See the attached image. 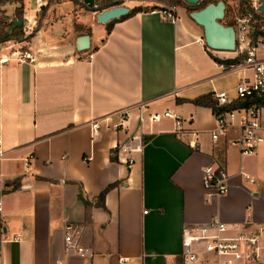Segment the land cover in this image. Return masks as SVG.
Returning <instances> with one entry per match:
<instances>
[{"label":"crops","instance_id":"obj_1","mask_svg":"<svg viewBox=\"0 0 264 264\" xmlns=\"http://www.w3.org/2000/svg\"><path fill=\"white\" fill-rule=\"evenodd\" d=\"M30 1L22 15L29 20L23 31L33 32L25 49L32 58L11 54L23 43L0 48V57H9L0 63V264H181L183 226L213 218L231 232L260 228L263 250L251 264H264V143L243 155L233 143L240 115L213 140L219 124L212 111L176 103L214 91L232 99L230 76L242 74L216 63L177 11L173 19L160 10L137 12L107 34L84 0ZM17 4L2 8L9 14ZM84 28L93 33L86 52L76 49ZM141 102L147 113L179 118L145 122L133 161L111 160L114 146L135 130ZM125 108L129 120L115 129ZM96 120L102 126L91 137ZM260 120L264 127V108ZM209 165L226 171V193L203 185ZM117 181L105 208L94 206L85 218L78 184L91 200ZM66 224L81 251L65 252Z\"/></svg>","mask_w":264,"mask_h":264},{"label":"built area","instance_id":"obj_2","mask_svg":"<svg viewBox=\"0 0 264 264\" xmlns=\"http://www.w3.org/2000/svg\"><path fill=\"white\" fill-rule=\"evenodd\" d=\"M126 0H112V4L124 5ZM250 4L254 12L258 11L260 0H250ZM126 6V5H125ZM162 12V11H161ZM163 16L173 19L171 13L162 12ZM235 20V36L236 48L235 56H241L242 59L236 64L231 65L242 75L236 83L235 97H245L252 94H264V24L261 20L253 17L251 12H241L234 17ZM256 30L260 31L253 38ZM199 42L204 44L202 39ZM211 52H219L213 51ZM224 52V51H220ZM231 53V52H230ZM11 54L17 59H31V55L27 50L16 49ZM9 61V57L2 54L0 63ZM213 98L218 105L228 103L230 98L225 91H214ZM146 104L138 103L136 109L137 126L135 130L123 141H119L114 146L116 159H121L125 163L130 164L133 161V154H139L144 143V127L145 122L153 124L161 117L179 118L170 111L163 113L152 111L146 112ZM261 107L252 105L248 108L233 110L226 113H221L216 116L218 121V129L212 134V139L216 140L219 135L224 134L228 124L233 122L235 115H240L239 127L241 136L238 140L233 141L240 149L241 154L249 155L255 152L257 147L264 143V127L261 124L260 113ZM118 116V115H117ZM119 122L113 127H125L129 120V110L127 108L119 111ZM91 137H95L100 128L101 123L90 121ZM106 127H110L108 124ZM5 158V151L1 148L0 140V161ZM227 173L224 169H216L213 165L206 166L203 169V185L206 188L213 189L218 194L227 192ZM250 182L254 179L247 177ZM2 211V199L0 192V216ZM66 234L64 237V250L81 251L83 248L78 246L76 238L73 236L72 227L69 224L65 225ZM227 226L226 223L217 218H213L205 225H184L181 231L182 264H251L257 262L261 258L262 246L260 242L261 229L250 230L245 226L235 232ZM19 235L11 240H17ZM5 239L2 236L0 223V244ZM81 255H83L81 253ZM59 264H69L61 262Z\"/></svg>","mask_w":264,"mask_h":264},{"label":"trees","instance_id":"obj_3","mask_svg":"<svg viewBox=\"0 0 264 264\" xmlns=\"http://www.w3.org/2000/svg\"><path fill=\"white\" fill-rule=\"evenodd\" d=\"M24 1L25 0H0V5H4L7 3H19V7L16 9L18 10L21 14L23 13L24 10ZM49 1V0H48ZM152 4L151 5H136L132 7L129 12L119 18L112 19L108 22L105 23V31L108 34L113 26V24L117 21L124 20L125 18L137 13V12H149V11H156L160 10L165 13H171L172 15L175 13H172V10H168L165 6L158 5L159 1L162 0H151ZM170 3L174 6L178 7H186L188 9L192 10H198L205 5H207L210 2H216L213 0H200L198 4L196 5H188L184 0H169ZM74 3H77L76 0H74ZM112 4V0H84V3L82 7L85 10L88 11H96L100 9L107 8ZM239 4L241 7L243 6L245 9L242 10V12H251L253 17L264 21V16H262L258 12H254L250 1L249 0H239ZM242 9V8H241ZM264 24V22H262ZM260 33V31L256 30V32L253 35V38ZM33 32L25 35L23 30H22V21L19 19L18 21H11L10 23H2L0 22V44L3 43L6 40H12L14 42H24L22 49H26L28 43L30 42L31 36ZM205 45V44H204ZM205 47H207L205 45ZM209 54L211 58L218 64L223 65L224 68H229L231 65L236 64L238 61L242 59L240 56H235V57H217L214 56L210 51ZM183 102H190L196 106H203L209 108L212 113L217 116L221 113H226L230 112L233 110H240L244 108H248L252 105H256L258 107L264 108V94H252L250 96H245V97H234L230 99L228 103L218 105L217 101L213 98V92H208L205 94H202L194 99H184V98H177L176 103H183ZM115 155L114 151H111V160H116V157L113 156ZM8 184V183H7ZM12 189H16L20 185V178H17L13 180L11 183ZM119 182H113L108 184L100 193L93 197L91 200L88 199L87 195L84 192L83 186L81 183L78 184L79 186V192L77 195V198L83 203L84 209H85V218H88L90 209L94 206L105 208L104 200H105V195L109 190L112 188L118 186ZM178 262H181L182 264V259L177 260Z\"/></svg>","mask_w":264,"mask_h":264},{"label":"water","instance_id":"obj_4","mask_svg":"<svg viewBox=\"0 0 264 264\" xmlns=\"http://www.w3.org/2000/svg\"><path fill=\"white\" fill-rule=\"evenodd\" d=\"M186 3L194 5L200 0H184ZM225 3L221 0L210 2L204 7L193 10L189 17L203 30L204 44L213 51L234 52L236 48L235 31L231 26L221 23L225 15ZM258 11L264 14V0H260ZM130 8L125 5L111 4L107 8L96 10L95 18L99 23H106L112 19L119 18L129 12ZM90 47V37L88 34L79 36L76 40V49L84 51Z\"/></svg>","mask_w":264,"mask_h":264},{"label":"rangeland","instance_id":"obj_5","mask_svg":"<svg viewBox=\"0 0 264 264\" xmlns=\"http://www.w3.org/2000/svg\"><path fill=\"white\" fill-rule=\"evenodd\" d=\"M26 2L29 0H25ZM213 1H218V0H213ZM225 3L226 7H225V15L223 17V19H221V23H223L225 26H231L234 31L235 30V20L234 17L238 14H240L242 12V10H244L245 8L239 4V0H221ZM250 1V0H249ZM32 3V0L30 1ZM145 3V2H144ZM141 4L142 6L144 5H151L152 1L149 0L147 1L145 4ZM188 4V3H187ZM5 5V4H4ZM4 5H0V22L2 23H10L11 21H18L19 19L22 21V30H23V26H25L29 20H26V18H24V16L18 11L16 10L19 7V3L17 4L18 6L12 11H9V14H7L6 10H4L2 7ZM132 4H130L131 6ZM158 5L161 6H165L168 10H172V11H177V13H179L183 18L186 19V21L189 22V28L193 31L194 34H196L197 36H200L199 39L203 40V30L202 27L197 25L190 17H189V13L191 11H193L192 9H188L186 7H178V6H174L170 3L169 0H162L158 2ZM191 5V4H188ZM196 5V4H194ZM129 6V7H130ZM242 8V9H241ZM25 9V6H24ZM24 11V10H23ZM92 12V11H89ZM40 13V12H39ZM92 16L95 18V14H92ZM96 19V18H95ZM262 22H264L262 20ZM24 32V31H23ZM25 34V32H24ZM84 34H90V36L93 35V33L91 31H89L88 29L84 28ZM27 35V34H25ZM13 42L12 40H6L3 43L0 44V48L6 50V49H10V43ZM204 42V40H203ZM19 43H24V42H19ZM90 49V48H89ZM84 50V52L88 51ZM214 56L217 57H226L230 56V55H234L233 52H211ZM231 80H230V87L229 90H231L230 92H233L235 94V87H236V83L239 79L237 74H232L230 76ZM233 78H236V81H233ZM221 80H224L223 78ZM234 84V85H233Z\"/></svg>","mask_w":264,"mask_h":264}]
</instances>
